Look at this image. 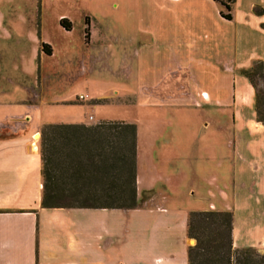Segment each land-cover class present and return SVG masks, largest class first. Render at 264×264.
I'll return each mask as SVG.
<instances>
[{
    "label": "crops",
    "instance_id": "crops-1",
    "mask_svg": "<svg viewBox=\"0 0 264 264\" xmlns=\"http://www.w3.org/2000/svg\"><path fill=\"white\" fill-rule=\"evenodd\" d=\"M220 10L216 0H136V27L145 39L132 51L133 101L157 118L144 111L134 123L135 188L137 195L175 189L191 206L205 205L197 211L248 213L246 225L233 214L232 248L259 249L264 124L255 121L254 92L240 71L264 61V0H234L230 20ZM23 87L30 91L23 109L0 113V134H15L0 136V264H187L186 219L195 209L189 203L171 218L158 211L155 219L128 222L131 238L114 222L117 211L150 213V200L133 210L39 207V91ZM168 164L167 174L159 173ZM60 212L83 219H56ZM108 212L110 220L103 217Z\"/></svg>",
    "mask_w": 264,
    "mask_h": 264
},
{
    "label": "rangeland",
    "instance_id": "rangeland-1",
    "mask_svg": "<svg viewBox=\"0 0 264 264\" xmlns=\"http://www.w3.org/2000/svg\"><path fill=\"white\" fill-rule=\"evenodd\" d=\"M135 8L136 0H0V113L23 109L30 96L25 84L39 91L35 116L43 124L35 125L38 135L46 124L136 123L146 110L133 101L132 51L145 39L136 27ZM61 18L66 19L68 31L59 26ZM42 44L48 46L50 55L41 52ZM145 113L146 118H157L150 116L148 110ZM10 131L5 130L0 136H14ZM220 139L224 141V133ZM172 166H163L161 171L159 167L158 171L165 174V169L167 174ZM175 192L162 187L152 191L150 203L146 200L142 205L152 204L148 207L150 213L117 211L114 222L122 224V236L134 235L128 222L155 219L161 214L171 218L177 216L173 210L185 208L188 203L194 211L205 208L203 203L191 206L190 197ZM142 194L143 191L136 194L137 200ZM227 203L231 201L228 199ZM207 207L204 211L222 212L220 207ZM233 214L236 224L248 223V213ZM55 216L66 221L83 219L75 212ZM98 217L93 215L92 219ZM111 218L109 215L108 220ZM257 250L262 252L264 248Z\"/></svg>",
    "mask_w": 264,
    "mask_h": 264
},
{
    "label": "trees",
    "instance_id": "trees-1",
    "mask_svg": "<svg viewBox=\"0 0 264 264\" xmlns=\"http://www.w3.org/2000/svg\"><path fill=\"white\" fill-rule=\"evenodd\" d=\"M216 1L220 17L230 20L234 0ZM254 13L260 16L262 11L255 8ZM58 24L68 31L66 19ZM40 50L50 55L47 45ZM240 74L254 92L255 121L264 124V61H252ZM38 150L41 209L133 210L150 198V191H143L140 200L136 197L134 124H46L40 129ZM231 231L230 211L189 212L186 236L194 243L186 248V263L264 264V251L232 248Z\"/></svg>",
    "mask_w": 264,
    "mask_h": 264
}]
</instances>
